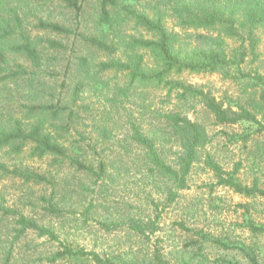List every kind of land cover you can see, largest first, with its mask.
<instances>
[{
	"label": "trees",
	"instance_id": "16d2710c",
	"mask_svg": "<svg viewBox=\"0 0 264 264\" xmlns=\"http://www.w3.org/2000/svg\"><path fill=\"white\" fill-rule=\"evenodd\" d=\"M30 1L54 3V0H0V81L17 83L21 79L27 88L22 95L25 102L18 105L17 113L0 118V149L8 147L9 152L20 154L29 146V156L40 159L50 156L52 165L60 167L65 162L93 181L104 180L111 184L136 168L142 180L141 191L152 183L163 200H156L149 192L147 199L153 216L144 218L131 212L95 216L91 201L79 212L74 209L71 214L78 213L83 223L93 221L105 234L122 232L131 241L138 239L145 245L136 251L138 255L125 251L131 241L122 251L86 249L63 233L65 228L52 222L66 216L69 197L74 191L67 180L62 183L56 180L59 171H35L0 161V178L51 185L50 193L21 200L19 205L7 204L0 189V264L30 261L39 264H168L165 256L171 251H165L162 238L156 235L161 230L158 220L163 209L177 199L178 192L189 187L188 176L196 164L212 173L215 182L210 188L222 186L246 197H264L259 176H253L248 184L241 182L237 176L241 161L226 170L214 154L206 150L211 142L206 126L189 118L181 109L198 101L217 124L231 125L240 121L257 124L255 130L242 134L243 143L255 140L256 134L264 137V122L258 118L260 114L264 116V76L254 72L251 76L254 90L243 103H237L235 109L224 106L209 91L175 78L183 72L239 68L248 55L255 58L259 42L255 31L264 28V0H58V6L74 14L76 30L66 21L43 18L37 19L35 27L62 36L72 34L78 37L86 52L75 57V68L64 99L58 96L55 101L54 87L40 78L35 82L34 70L28 71L20 64L16 70L7 68L8 50L22 55L34 68H40L45 63L43 42L49 48H63L58 40L33 37L23 30L15 6ZM6 10L12 14L13 27L4 16ZM168 21L173 25L169 27ZM14 35L20 42L5 46L4 42ZM227 40L238 41L239 45L229 46ZM97 54L103 58L91 61ZM105 72L121 76L122 83L114 82L111 86L100 78ZM29 74L33 77H23ZM88 87L99 91L103 97L95 108L83 103L82 94ZM155 90L164 91L162 99L169 102L173 97L177 103L167 109L158 107L151 96ZM94 110H98L97 113ZM257 141L255 149L264 155V139L263 144ZM109 143L119 149L113 150ZM100 144L104 146L98 151ZM132 147L135 152L131 155ZM77 186L85 191L83 183ZM39 205L44 211L41 218L23 211L24 206ZM44 217H47L45 222ZM70 220L74 219L70 217ZM179 224L188 231L183 222ZM74 226L75 222L72 228ZM249 229L252 233H264V225L249 224ZM29 232L57 246L27 253L25 250L30 249V244L24 247L21 241ZM204 241L222 248L230 247L219 238L201 234L200 238L186 244H197V264H203L206 259L201 250ZM21 248H24L22 254ZM243 253L249 264H260L254 248ZM176 259L182 261V254Z\"/></svg>",
	"mask_w": 264,
	"mask_h": 264
},
{
	"label": "rangeland",
	"instance_id": "374dc122",
	"mask_svg": "<svg viewBox=\"0 0 264 264\" xmlns=\"http://www.w3.org/2000/svg\"><path fill=\"white\" fill-rule=\"evenodd\" d=\"M57 1L54 0V3L21 2L15 8L17 7L16 10L21 19L23 30L30 36L58 40L62 43L63 48H49L43 42L41 49L45 63L40 68H34L27 59L18 53L10 50L6 52L7 68L16 70L17 65L20 64L28 71L34 70L35 82L40 78L46 84L54 87L52 91L55 95L54 101L58 96L64 99V94L72 78V71L75 68V57L86 52V48L81 45L78 37L72 34L62 36L56 33H47L35 27L37 19L43 18L59 22L66 21L72 26L73 31L76 30L74 14L70 10L58 6ZM4 16L9 18L13 27L12 14L7 11ZM172 25L173 22L168 21V26ZM255 35L259 39L256 57L248 55L246 61L240 64L239 68L231 66L214 72H183L175 75V78L209 91L217 100L222 101L224 106H232L235 109L236 104L243 103L254 90L251 79L254 72L264 76V28L257 29ZM16 42H20V40L17 35H14L11 39H7L4 44L11 46ZM227 42L229 46L239 45L238 41L227 40ZM99 58H103V56L97 54V57L91 61ZM23 77H33V75L29 74ZM100 78L105 82L107 81L111 86L115 84L114 82L122 83L123 80L121 76L116 77L114 73L110 72L102 73ZM26 92L27 88L24 87V81L21 79L17 83L0 81V118H6L11 114L15 115L18 105L25 102L22 95ZM153 92L151 96L158 107L167 109L177 103L173 97H171L170 103L168 100L162 99L164 91L155 90ZM82 97L83 103L90 104L92 108L101 104L100 99L103 98L99 91H94L90 87L82 94ZM181 109L189 118L206 126L211 136V142L206 150L214 154L226 170H230L234 162L241 161L242 167L237 173L240 181L248 184L252 181L253 176L257 175L264 187V155H260V150L256 151L255 149V140L263 144L264 137L256 134L255 140L251 139L246 143H243L240 138L242 134L255 130L257 124L248 121H240L231 125L217 124L212 114L198 101L182 106ZM97 111L94 110L95 113ZM258 118L264 122V116L260 114ZM120 121L123 123L122 120ZM102 146L104 145H98L97 150L100 151ZM108 146H111L113 150L119 149L117 145L114 146L111 143ZM134 149L132 147L131 155L135 152ZM29 151V146H26L20 154L9 152L8 147L0 149V161L11 166H27L35 171H59L56 180L61 183L67 180L74 191L69 197L70 204L66 216L52 219V222L56 226L59 224L62 229L65 228L63 233H67L75 244L84 246L86 249L100 251L101 248H105L107 251L116 249L122 251V248L126 247L131 240L122 232L105 234L93 221L83 223L78 213L71 214L74 209L79 212L82 206L91 201L95 216H107L108 213L119 216L131 212L144 218L147 215L153 216L152 207L147 199L149 192L156 200H163V196L158 194L152 183H149L146 189L142 187L144 191H141L142 180H139L140 173L136 171V168H131L128 175H124L117 182L111 184L104 180L93 181L87 174L73 170L65 162L60 167L52 165V157L50 156L41 159L29 156ZM106 153L103 152V154ZM114 154L115 152L112 153V155ZM214 182L215 179L210 171L204 169L200 164L194 165L188 176L189 187L179 191L177 199L163 209L158 220L161 230L156 235L162 238L165 251H171L165 256L168 264H197L199 258L197 256V244H186L197 237L200 238L201 234H206L208 238H219L230 246L229 248H222L210 241H204L201 250L206 259L203 264H249L243 251L251 250V248L255 249L260 264H264V233H252L249 229V224L264 225V197H246L228 187L214 186L210 188ZM82 183L85 191L80 190L77 186V184ZM0 189L7 200V204L19 205L21 200L35 199L41 194L50 193L51 185L48 183L25 184L19 178L3 177L0 178ZM23 211L34 217L41 218L44 216L41 205L36 207L24 206ZM42 214L43 216H41ZM70 217L74 220L71 221ZM46 220L47 217H44L43 221ZM74 222L75 226L72 228ZM180 222H183L188 231L180 226ZM21 244H24V247L26 244H30V249L25 250L27 253L43 252L57 246V244L45 240L44 237H37L32 232H29L22 239ZM144 247L145 245L136 239L131 241L125 251L133 253ZM23 249L21 248V254ZM138 254L139 252H136V255ZM181 254L183 260H177L176 257ZM17 264L39 263L30 261Z\"/></svg>",
	"mask_w": 264,
	"mask_h": 264
}]
</instances>
